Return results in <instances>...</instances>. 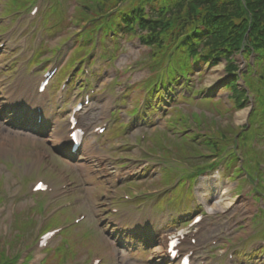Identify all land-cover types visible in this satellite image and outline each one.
Returning <instances> with one entry per match:
<instances>
[{
  "label": "rangeland",
  "instance_id": "obj_1",
  "mask_svg": "<svg viewBox=\"0 0 264 264\" xmlns=\"http://www.w3.org/2000/svg\"><path fill=\"white\" fill-rule=\"evenodd\" d=\"M76 1L78 0H0V34L5 29V33L10 34L9 40L20 38L24 41V49L18 52V47L12 53V59L20 58L23 63L28 62L27 66H30L27 68L28 71L36 64L40 65V68L64 60L48 89L53 104H55L56 92L68 79L64 106L71 102L72 95L83 94L85 90L86 93L94 90L93 97L98 95L96 100L99 102L105 101L108 95L111 100V107L108 109V129L100 137V144L102 146L107 144L106 148L112 160L144 162L148 164V168L141 173V180L121 182L115 186L116 171L119 173L128 171L129 176L136 177L141 172L139 163L114 164L115 168L113 164L104 166L97 164L96 171L99 170V174L89 175L91 168L88 167L87 162L91 158L88 159V157H92L96 151L93 145L89 144L83 152L81 162L74 165L76 170L78 169L85 176L86 186L82 184V191L70 195L67 199L69 202L79 199L80 204L84 206H76L71 212V214L76 213L73 216L68 215V209L53 214L54 210L61 207L62 200L56 201L46 209L44 203L47 194H31V187L36 181H49L44 166L27 170L24 159L19 163L20 158L32 154L31 151L34 152L35 149L45 148L46 153H49L51 144L37 143L32 147L29 144L30 141H26L25 135L10 130L7 121L1 116L2 108H0L1 262L6 264H50V262L52 264H76V262L90 264L92 258L98 254L103 258V264H138L131 259L144 264H164L161 248L157 246L158 250L153 252L154 248L150 246L147 251L139 239L132 240L128 248L136 251L135 256H128V252L118 248V244L124 237L113 239L108 233L103 237L100 223H103L102 230L107 231L103 221H105L104 218L110 217L109 209L112 206L120 215H141L144 211H148L152 219L169 217L172 222H176L179 217L192 214L197 202V191L201 190L198 180L210 174L218 175L219 182L226 184L222 188L223 192L222 189L206 192L209 197L214 196L215 193L218 195L212 200V205L217 201L216 210L230 209L231 215H234V228L230 231L223 221L212 227L215 225L217 214L208 218L210 240L220 238L219 230L232 232L240 237L249 232L250 218L254 212L252 203L249 204L250 199L242 196L232 207L229 205L234 202L232 196H241L245 189L253 183L256 184V181L259 183L255 185L256 189L252 190L251 194H255L258 205L260 198L264 195L262 189L264 169L258 170V167H264V63H249L238 78L242 83V89L237 83L235 87L228 86L225 89L229 97H225L226 93L221 91L231 79L228 77L224 62L211 69L203 66L201 68L203 73L200 76H197V72L194 73L186 87H190L193 94L203 90V96L214 94L217 98L222 97V100L216 102H210L207 99L198 102L188 100L183 103L180 93H189V90L184 87L179 88L180 82L177 91L173 93L179 94L178 103L167 100L168 96L165 95L160 100L157 99L153 104L157 110L147 114L149 117L141 131L135 130L132 133L133 128H139L143 124L144 119L140 108L143 102L148 103L150 99L147 96L140 97L143 90L137 91L140 86L132 87L125 81L122 83L118 75L113 77L114 72L110 67L115 68L119 73L120 71H125V74L130 72L127 76L137 83L141 80H145L144 83L149 80L154 82L163 78L164 73L156 74L151 69L150 63L154 50L139 46L136 38L125 39L122 46L124 50L118 55L115 46H110L106 50L102 44L103 41L100 40L97 46L96 40H91L87 34L82 33L76 38V26H79L86 17L78 11L81 9L80 4L76 6V10L73 9ZM32 5L38 6L36 15L32 20L22 21L21 15L23 13L26 15L24 11ZM128 5V1L123 0L116 7H124V10ZM5 9L8 13L6 19L4 18ZM65 38H68V42L71 41L75 46L72 50L63 53L61 51L62 46L65 45L63 44ZM4 40L5 36H0V41ZM19 43L20 41L16 42V45L19 46ZM10 48L11 46L8 45L5 51L8 52ZM96 50V59L102 66L96 64V60L85 63L79 68L76 66L80 59L77 57L78 54L90 55ZM114 54H116L115 62L110 64V56ZM236 59L240 64L238 66L243 70V62L247 63L249 58L237 56ZM6 60V58L0 59V82L7 77L3 73L9 70L12 71L8 74L12 81L7 79L2 86L4 89L16 79H24L25 76L21 68L13 72L18 63L13 67L10 63H6ZM147 60L148 63L145 64ZM135 62L138 65L134 66ZM107 66L109 68H106ZM100 80L103 81V85L99 84ZM109 80L111 81L108 83ZM123 87L126 90L125 95ZM218 92L220 94H217ZM137 100L140 101L136 102ZM239 103L248 105L242 112L247 115V118L240 121L237 118L238 113L234 115L236 105ZM249 104L251 110H249ZM175 107L182 109V112L178 111L177 123L169 124L166 120ZM104 110L102 108L101 111ZM168 110L171 111L167 112ZM241 124L243 126H238ZM184 134L186 135L182 137ZM48 139L52 143V139ZM241 153L244 154L245 159L243 164L239 163L243 161ZM139 154L141 159L137 158ZM151 168L152 170H149ZM70 180L68 189L76 187ZM114 186L115 195L111 196L110 190H113ZM216 186L220 187L214 184L213 188ZM231 186L233 189L228 194V188ZM247 192L248 190L245 191L246 194ZM104 193H108L109 196L103 197ZM198 195L203 193L200 191ZM106 199L112 203V206ZM199 204L202 205V202ZM263 206L264 200L254 217V233L242 248L245 254L251 250L252 245L264 243ZM74 216L79 218L76 223ZM138 217L122 216L120 221L129 219L137 224H144V228L152 237L153 246L157 245L161 238H167L168 230L164 229L165 226L161 220L150 223L147 219ZM148 222L151 226L147 225ZM62 226L64 229L48 242L46 248L33 250L32 244L35 243L38 233L55 227L62 229ZM197 241L199 246L204 243L200 234ZM37 254L45 258L42 263H34V256ZM254 256L264 257V247L254 251ZM235 257H239L237 260L241 262L242 255L239 256L236 253Z\"/></svg>",
  "mask_w": 264,
  "mask_h": 264
},
{
  "label": "trees",
  "instance_id": "obj_2",
  "mask_svg": "<svg viewBox=\"0 0 264 264\" xmlns=\"http://www.w3.org/2000/svg\"><path fill=\"white\" fill-rule=\"evenodd\" d=\"M110 1L115 4L111 8ZM122 1L92 0L94 4L86 7L94 12V6L105 14ZM125 1L129 3L126 12L118 17L129 27L138 23L146 33L141 41L155 48L151 58L154 68L162 59L177 60L182 76L188 77L196 67L214 66L224 59L233 72L230 57L241 52L246 56L258 53V63H264V0ZM145 4L151 7L147 15L143 13ZM235 82L229 87H235Z\"/></svg>",
  "mask_w": 264,
  "mask_h": 264
},
{
  "label": "bare ground",
  "instance_id": "obj_3",
  "mask_svg": "<svg viewBox=\"0 0 264 264\" xmlns=\"http://www.w3.org/2000/svg\"><path fill=\"white\" fill-rule=\"evenodd\" d=\"M245 117V113L242 114V112L237 114L238 121L242 120ZM64 143V142H63ZM158 249L155 248L153 252H156Z\"/></svg>",
  "mask_w": 264,
  "mask_h": 264
}]
</instances>
